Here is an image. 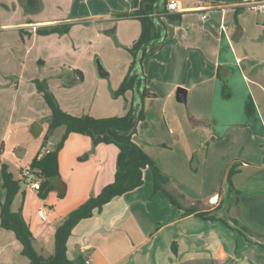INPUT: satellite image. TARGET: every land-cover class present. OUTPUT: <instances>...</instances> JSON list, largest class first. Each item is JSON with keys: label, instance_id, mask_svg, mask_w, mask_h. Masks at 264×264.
Listing matches in <instances>:
<instances>
[{"label": "crops", "instance_id": "obj_1", "mask_svg": "<svg viewBox=\"0 0 264 264\" xmlns=\"http://www.w3.org/2000/svg\"><path fill=\"white\" fill-rule=\"evenodd\" d=\"M25 1L0 0V171L6 164L17 179L40 148L51 114L34 80H45L72 115H124L133 89L113 91L141 32L139 19L116 16L132 10L133 0H40L33 10ZM180 1L182 11L168 13L179 20L162 13V43L142 60V86L153 95L144 99L132 139L187 205L219 220L184 215L154 190L147 167L140 186L73 227L72 264H264V238L233 229L231 221L264 235V14L241 6L247 0ZM63 24L70 26L62 34L36 32ZM63 132L57 127L46 149ZM91 148L89 136L71 132L58 154L54 188L41 198L21 182L14 197L11 209L22 210L44 256L53 252L59 221L114 178L117 146L99 143L81 159ZM230 166L239 194L225 186ZM4 196L0 175V205ZM21 250L14 232L0 226V264H28Z\"/></svg>", "mask_w": 264, "mask_h": 264}, {"label": "trees", "instance_id": "obj_2", "mask_svg": "<svg viewBox=\"0 0 264 264\" xmlns=\"http://www.w3.org/2000/svg\"><path fill=\"white\" fill-rule=\"evenodd\" d=\"M157 1L159 0H133L134 8L132 10L116 13L117 17L137 18L141 23L140 35L129 48L133 59L128 72L119 87L113 91V95L118 96L124 94L126 90L133 89L129 108L124 115L107 117H93L89 114L72 115L59 105L45 80H34L37 90L42 93L45 102L51 110V114L47 119V131L43 136L41 146L27 167L40 182V188L37 191L41 198H45L47 193L54 188L52 181L60 176L58 154L71 132L87 135L91 139L92 148L89 152L83 154L80 157L81 159L86 158L99 143L114 144L118 148V153L113 180L105 184L96 194H91L83 203L69 211L59 221L54 231V249L48 256H44L35 249V237L22 214V210L13 211L11 209L12 202L21 187L22 180L15 178L12 172L8 170L6 164L1 165L0 175L2 186L5 189V196L0 205V226L14 232L22 245L21 252L27 257L28 264H72V260L67 255V240L73 227L81 219L93 215L94 212H100L103 205L114 197L140 186L143 183V170L147 167L152 173L154 190L161 191L171 203L182 208L184 215L195 212L197 216L205 219L219 220L214 216L207 215L204 211H197L196 203L187 205L185 196L175 188L170 187V177L132 139L135 128L131 133H128L132 126H135L139 120L144 118V99L153 95L145 85L142 86V78L136 71V59L139 57V66L142 70V60L147 52H152L161 45L165 35V26L161 20L162 13L169 19L179 20L180 18L179 15L165 12L167 0H163L161 5ZM25 2V6L31 10L38 9L41 6L40 0H26ZM69 26V24H63L51 26L47 29L37 28L36 32L40 34L51 32L62 34L68 31ZM106 32L110 31L107 30ZM76 77L78 80L83 79L80 71L77 72ZM135 91H137L140 98V102L136 105L134 104ZM60 126L64 127V132L53 147L46 149L53 131ZM234 172L235 168L230 166L226 173L225 186L227 190H235L239 194V190L232 183ZM64 192V190L60 191L58 193L59 197H62ZM231 221L236 225V228H231L237 229L243 234L264 238V235L253 232L238 220L231 218ZM224 223L226 222L224 221ZM173 249L175 250V247Z\"/></svg>", "mask_w": 264, "mask_h": 264}, {"label": "built area", "instance_id": "obj_3", "mask_svg": "<svg viewBox=\"0 0 264 264\" xmlns=\"http://www.w3.org/2000/svg\"><path fill=\"white\" fill-rule=\"evenodd\" d=\"M257 13L264 14V0H247L243 5ZM182 4L180 0H167L165 10L167 13H176L182 11ZM205 17V14H202ZM22 182L28 184L33 190H38L40 182L36 176L30 172L27 167L20 171V178Z\"/></svg>", "mask_w": 264, "mask_h": 264}, {"label": "water", "instance_id": "obj_4", "mask_svg": "<svg viewBox=\"0 0 264 264\" xmlns=\"http://www.w3.org/2000/svg\"><path fill=\"white\" fill-rule=\"evenodd\" d=\"M157 3L159 5H161L163 3V0H159V1H157ZM136 62H137L136 63V71L139 73V76L142 78L141 81H142V85H143L144 78L142 77V70H141V67L139 66V57H137ZM97 69H98V73H99L100 76H104V75L107 74L106 70L104 69L103 65L101 64V62L99 60H97ZM139 102H140V98L138 96L137 91H135L134 104L136 105ZM134 128H135V126H132L128 133H131Z\"/></svg>", "mask_w": 264, "mask_h": 264}, {"label": "rangeland", "instance_id": "obj_5", "mask_svg": "<svg viewBox=\"0 0 264 264\" xmlns=\"http://www.w3.org/2000/svg\"><path fill=\"white\" fill-rule=\"evenodd\" d=\"M54 58H55V55H54ZM41 59V58H40ZM36 61H38V60H36ZM95 63H96V67H97V60H95ZM148 170V169H147ZM150 170V169H149Z\"/></svg>", "mask_w": 264, "mask_h": 264}]
</instances>
